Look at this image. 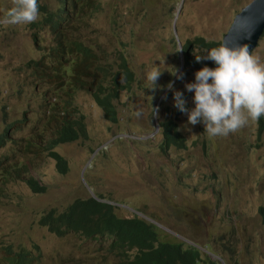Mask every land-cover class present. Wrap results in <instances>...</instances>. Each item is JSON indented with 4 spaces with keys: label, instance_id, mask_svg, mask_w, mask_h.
Here are the masks:
<instances>
[{
    "label": "rangeland",
    "instance_id": "374dc122",
    "mask_svg": "<svg viewBox=\"0 0 264 264\" xmlns=\"http://www.w3.org/2000/svg\"><path fill=\"white\" fill-rule=\"evenodd\" d=\"M251 1L93 0L98 7L81 14L79 32L69 37L90 48L106 73L98 74L105 89L121 80L123 60L134 75L132 88L118 91L113 101L112 122L92 91L80 86L91 80L97 86V64L88 70L79 64L73 78L68 64L75 56L51 51L55 33L41 29L34 40L27 24L5 22L13 2L0 0V259L21 245L36 264H126L132 252H109L107 238L60 237L37 224L50 209L60 212L100 195L117 217L141 215L160 225L161 242L197 246L199 264H216L217 252L226 264H264V132L259 138L258 122L249 121L235 133L212 137L202 121L189 124L194 93L185 85L195 83L198 70L181 68L178 49L195 37L221 41ZM39 4L52 11L59 1ZM251 54L264 63V34ZM156 69L161 75L151 89L147 74ZM172 76L182 78L169 89ZM69 83L81 89L69 90ZM175 91L187 95L188 112L178 118ZM163 118L175 119L183 150H161L157 122ZM63 120H80L85 136L54 149L68 167L61 175L47 144ZM13 170L46 191L34 194L22 179L6 180Z\"/></svg>",
    "mask_w": 264,
    "mask_h": 264
},
{
    "label": "trees",
    "instance_id": "16d2710c",
    "mask_svg": "<svg viewBox=\"0 0 264 264\" xmlns=\"http://www.w3.org/2000/svg\"><path fill=\"white\" fill-rule=\"evenodd\" d=\"M59 5L55 10L48 11L44 5L39 4L37 0L39 19L28 27L33 30L32 37L36 40L37 32L47 28L49 32L55 33L54 47L51 49L53 54L61 58L64 55L69 57L74 55L80 57L77 61L71 59L68 64L70 74L73 71V78L78 77L77 66L84 64L85 69H89L92 65L97 64L95 57L90 54V48L77 40H70L69 33L79 32L78 23L81 19V14L88 9H95L98 5L93 3V0H58ZM72 26V27H71ZM60 31H65L64 35H59ZM264 34V33H263ZM221 41H207L202 37H195L191 40H186L181 45L182 69L194 68L200 70L202 67L215 68L216 65L210 60H201L197 62L195 57L198 54L206 55V51L219 47ZM173 47H176L174 41ZM198 53V54H197ZM180 56V53H179ZM118 67V74L121 77L120 81L113 79L114 88L107 90L101 84L99 75L105 76L103 67L97 64L93 68V73L97 79V86L93 87L92 80L89 85L84 81H80V86L83 89H88L91 92L95 103L103 110L106 119L112 122L116 121V110L113 101L118 98V91L130 90L134 83V75L123 60ZM72 70V71H71ZM176 70H178V65ZM68 72V70H67ZM61 76V74H60ZM171 81L177 82L178 78ZM211 82V81H210ZM68 83V82H67ZM165 84V85H169ZM168 87V86H167ZM78 88L73 83H69V90L74 91ZM169 96V95H168ZM183 99L187 100V95L183 93ZM183 112L177 108L173 112L175 118L182 115ZM264 132V118L261 116L258 121L257 135L260 138ZM161 138L160 148L166 152L172 148L184 149V139L178 131L175 119L163 118L158 120V132ZM84 125L80 120L70 121L63 120L57 136L50 140L47 144L48 156L54 160L56 169L59 174L63 175L68 171L65 160L60 157L54 149L58 145L69 144L84 137ZM13 177L8 173L6 180L22 179L25 185L34 194L44 193L45 187L39 184L29 176H21L16 170ZM111 204L102 201L100 195L90 196L85 199H77L69 204L63 211L50 209L43 213L37 224L45 228L48 232L63 237L68 234H75L86 239H109V252H119L127 255L132 252V256H127L126 264H199L201 252L196 247L187 245L183 242H161L159 240V228L138 215L132 218H119L115 215ZM259 213L264 223V209L260 208ZM35 251L39 253L37 246H33ZM18 252H10L0 259V264H36L34 258L28 249L23 246H17ZM224 264L225 259L222 254L214 253ZM215 256V257H216Z\"/></svg>",
    "mask_w": 264,
    "mask_h": 264
},
{
    "label": "clouds",
    "instance_id": "9594fccd",
    "mask_svg": "<svg viewBox=\"0 0 264 264\" xmlns=\"http://www.w3.org/2000/svg\"><path fill=\"white\" fill-rule=\"evenodd\" d=\"M12 2L13 7L6 12V23L28 25L39 19L37 0ZM178 49L182 63L181 46ZM204 53L206 55H196V61L210 60L216 67H202L194 74L195 83L185 85L187 91L194 93L195 107L188 112L183 93L179 91L173 93L174 107L188 112L189 124L196 125L202 121L204 131L212 137L235 133L247 126L249 121L258 122L264 116V63L250 53L246 44L237 47L222 45ZM160 75L158 69L147 74L151 84L149 88L157 87ZM171 87L169 84L168 88ZM219 262L222 263L221 260Z\"/></svg>",
    "mask_w": 264,
    "mask_h": 264
},
{
    "label": "water",
    "instance_id": "95a60500",
    "mask_svg": "<svg viewBox=\"0 0 264 264\" xmlns=\"http://www.w3.org/2000/svg\"><path fill=\"white\" fill-rule=\"evenodd\" d=\"M263 32H264V0H252L248 5L242 8L241 11L235 16L229 30L223 36L220 46L226 45L228 47H237L239 45L246 44L251 53V51L256 47L259 39L263 35ZM139 216L147 220L148 222L154 224L156 227L162 228L153 220L145 216H141V215ZM181 240L187 242L185 239H181ZM188 244L197 248V246H195L192 243H188Z\"/></svg>",
    "mask_w": 264,
    "mask_h": 264
},
{
    "label": "built area",
    "instance_id": "2783aa9c",
    "mask_svg": "<svg viewBox=\"0 0 264 264\" xmlns=\"http://www.w3.org/2000/svg\"><path fill=\"white\" fill-rule=\"evenodd\" d=\"M219 261H220L219 259H216V260H215V262H216L217 264H218Z\"/></svg>",
    "mask_w": 264,
    "mask_h": 264
},
{
    "label": "bare ground",
    "instance_id": "6f19581e",
    "mask_svg": "<svg viewBox=\"0 0 264 264\" xmlns=\"http://www.w3.org/2000/svg\"><path fill=\"white\" fill-rule=\"evenodd\" d=\"M129 59V58H128ZM206 254V253H205ZM209 254V253H208Z\"/></svg>",
    "mask_w": 264,
    "mask_h": 264
}]
</instances>
